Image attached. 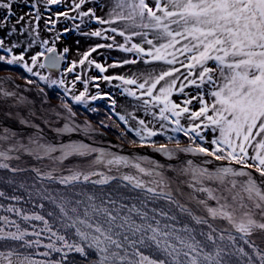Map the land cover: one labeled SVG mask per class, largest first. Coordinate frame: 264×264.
Wrapping results in <instances>:
<instances>
[{"label": "snow or ice", "instance_id": "6c2138e0", "mask_svg": "<svg viewBox=\"0 0 264 264\" xmlns=\"http://www.w3.org/2000/svg\"><path fill=\"white\" fill-rule=\"evenodd\" d=\"M14 6L29 10L17 16ZM96 7L100 0H0V63L35 78L25 84L41 99L38 113L31 87L0 77V101L16 109L5 115L32 129L0 127V264H264V0H112L105 16ZM69 32L107 43L77 50L81 58L53 78L43 70L66 62L71 50L56 45ZM100 49L127 58L99 62ZM138 64L148 71L106 75ZM101 82L133 111L117 113ZM40 83L63 90L59 106L44 107ZM69 99L90 113L106 100L109 119L125 125L121 139L132 133L133 144L169 159L202 156L207 166L188 160L173 179L155 159L96 146L99 127L118 125L78 121ZM46 129L87 141L55 143ZM157 136L175 147L157 146Z\"/></svg>", "mask_w": 264, "mask_h": 264}, {"label": "rangeland", "instance_id": "374dc122", "mask_svg": "<svg viewBox=\"0 0 264 264\" xmlns=\"http://www.w3.org/2000/svg\"><path fill=\"white\" fill-rule=\"evenodd\" d=\"M100 5H101V7H96V14L98 16H105L106 13L108 12V9L112 6V0H100ZM90 7H95V5H93V4L86 5V8H90ZM28 10L29 9L26 6H14V11H15L17 16L25 14L26 12H28ZM55 10H56V8L54 6L53 11H55ZM60 10H63V9H60ZM11 22L15 23V19L13 18ZM114 26L122 28L124 25L123 24H117ZM65 27H71V24L70 23H59V24H57V29L60 31H63V29ZM97 27H99V26L95 23H93L91 25V28L93 30L96 29ZM40 28H41L42 38H45V39L49 38L51 34L44 31L43 21H41ZM83 30L88 31L89 29L84 28ZM4 35H5L4 32H0V37H2ZM13 39H16V38H13ZM116 39L118 42H121V43L123 42L122 38L119 36H117ZM77 41H79V43H77ZM136 42H140V41L137 40ZM6 43H9V42L6 41ZM98 43H107V41H104V40L99 39V38L88 39V38H85V37L77 34L76 32H69L66 35L62 36L61 40L57 43L56 47L59 51H62L64 47H68L71 50L69 52V54L67 55L66 62H64V67H67V62H70L73 60H79L81 58L80 55L78 54L77 50H79V53H83L86 50H88L90 45H95ZM39 50H40V48L36 47L32 50V52L29 53V55H31L35 51H39ZM15 51H16V54H19L20 49H16ZM100 53H103V55H101ZM0 54H3V53H0ZM104 57H108L107 64H111L113 62V58H116L119 60H123V59L127 58L126 54H124L122 52L108 51L106 49H100L97 53H93V58H95L99 62H104ZM15 67H17V66L12 67L10 65L0 63V77H3V76L12 77L15 84L21 85L24 88L31 87V89L36 90V85L27 86L25 84V77L31 78V79H35V78L30 77L29 74H27L24 70L18 69ZM62 69L59 71H51L50 72L51 76L53 78H57L59 73L62 71ZM157 70H159V67H157ZM145 71H148V69H146L143 64H138L135 66L129 65L127 67L110 68L109 71L106 73V75L124 74L126 76H132L133 73H140V72H145ZM43 72L45 74H47L49 71H48V69H45V70H43ZM89 75L95 76V75H98V73L95 69H93L89 73ZM72 78H73L72 75L69 74L68 79L71 80ZM113 83H115V82H113ZM39 86L44 88L45 92L47 93L48 100L50 101V103H53L54 105H60L61 104L60 97L63 95L62 89H59L58 87H55V86H53L52 88H48L43 83H40ZM90 88H91V85H90ZM101 89L104 92L112 91L113 93H115V99L117 100V104L115 106V111L117 113L127 115L128 112L133 111L132 100L128 97L121 96L117 89L110 88L104 82H101ZM76 90L77 91L82 90V85L77 84ZM92 91L94 92L95 89H92ZM68 103L73 106V111H75L77 113V118H79L81 120H87V121L91 122L92 125L95 127H99L98 122L101 120H104L109 124L114 123V124L118 125L117 128L99 127V131H102L104 134L109 136L111 139H113L114 141H116L120 145L129 147V148H140L139 142H137L135 144L131 143L132 140L137 139L132 133H128L123 139L120 138L119 134H120V132L125 131V125L123 123H121L116 118L115 115H112L111 119H109L110 113L108 111V108H109L108 101L98 100V101L94 102V104L90 105V107L91 106L98 107L99 111L97 113H90L84 107L76 105L71 99L68 100ZM136 115H140V113H136ZM132 126L133 127L135 126L134 121L132 122ZM154 139L157 142V146L159 144H162V143L167 144L168 146H175L174 142L167 141L166 137H164V136H157ZM178 139L181 141V144H180L181 147H185L189 143L188 139L185 138L182 134L178 135ZM145 147H148V146H145ZM141 148H143V147H141ZM148 148H151V147H148ZM0 175L6 176L7 173H0ZM25 175L30 176L31 174L28 173ZM0 187H4V186L0 185ZM57 187H59V186H57ZM7 191L11 192V189H7ZM89 191H91V189H89ZM121 191H123V189H121Z\"/></svg>", "mask_w": 264, "mask_h": 264}, {"label": "water", "instance_id": "95a60500", "mask_svg": "<svg viewBox=\"0 0 264 264\" xmlns=\"http://www.w3.org/2000/svg\"><path fill=\"white\" fill-rule=\"evenodd\" d=\"M63 65V63H62ZM62 69V67H61ZM61 69H52V70H48V71H59ZM6 77V76H3ZM17 83V82H16ZM78 121H85V120H81L79 118H77ZM7 121L6 119H0V124H6ZM99 133H103L102 131H99ZM96 135V139H97V145L99 147H108L110 148V150L112 151H118L120 152V154L122 155H142V156H146L149 157L151 159H155L156 161H158L161 164H164L168 167H166L165 169V174L169 175V172L174 169L176 165L179 164H185L188 160H192L194 163L197 164H201L203 163L204 158L202 156H197V155H192V154H188V153H180L178 154L176 157L169 159L168 157L164 156L161 153H157L155 152L152 148H148V147H143V148H129L123 145H120L119 143H117L116 141H114L113 139H111L109 136H107L106 134L103 133V135H99V134H94ZM84 135L82 134H76V140H80L83 139ZM64 138V139H63ZM51 140H56V142H67L69 137L65 136V137H60V138H50ZM87 141V139H86ZM170 148L175 147V146H168ZM214 165L217 162H213ZM177 169V168H175ZM179 169V168H178Z\"/></svg>", "mask_w": 264, "mask_h": 264}, {"label": "bare ground", "instance_id": "6f19581e", "mask_svg": "<svg viewBox=\"0 0 264 264\" xmlns=\"http://www.w3.org/2000/svg\"><path fill=\"white\" fill-rule=\"evenodd\" d=\"M18 85V84H17ZM21 86V85H20ZM21 88H24L21 86ZM30 99H32L33 101H35V106H36V110L37 112L39 113V110H40V103H41V99L40 97L38 96L37 94V91L32 89L31 91H27L25 93ZM11 103V101H7V102H4V101H0V119H6L7 123L6 124H0V127H9L11 128L12 130L14 131H17L21 134V136H27L29 135L31 132H32V129H29L27 127H22L21 125H19L14 119H11L9 118L7 115H5L6 113H9V112H15L16 109L15 108H10L8 107V104ZM49 106H59V105H54L53 103H50V101L48 100V104H45L44 107H49ZM23 111V110H22ZM36 123H40L39 120L36 121ZM63 123V121H61V124ZM47 131V135H48V139L51 140L50 138L53 137L55 138V134H53L51 131ZM78 134H82V133H77ZM76 134H73L71 137H69V139H74L76 140V137H75ZM83 135V134H82ZM96 136V135H95ZM83 139H87L86 137H82ZM68 139V140H69ZM52 142H55V143H59V142H56V140H51ZM25 161L27 163H30V164H34L35 161L34 160H29V158L27 156L24 157ZM71 162H74L71 161ZM201 166H207L205 165L204 163H201L200 164ZM186 166L185 164H179V165H176L174 166L175 168H181V167H184ZM174 168V169H175ZM173 170V169H172ZM170 171L169 172V177H172L173 179H175V176L176 174L173 172V171ZM183 179V178H182ZM185 192L189 191V189L187 187H184L183 189ZM214 203V202H212Z\"/></svg>", "mask_w": 264, "mask_h": 264}, {"label": "trees", "instance_id": "16d2710c", "mask_svg": "<svg viewBox=\"0 0 264 264\" xmlns=\"http://www.w3.org/2000/svg\"><path fill=\"white\" fill-rule=\"evenodd\" d=\"M12 67H13V66H12ZM15 68L22 69V68H20V67H18V66H17V67H15ZM22 70H23V69H22Z\"/></svg>", "mask_w": 264, "mask_h": 264}, {"label": "flooded vegetation", "instance_id": "af4514ba", "mask_svg": "<svg viewBox=\"0 0 264 264\" xmlns=\"http://www.w3.org/2000/svg\"><path fill=\"white\" fill-rule=\"evenodd\" d=\"M64 67V63H63V65H62V68Z\"/></svg>", "mask_w": 264, "mask_h": 264}]
</instances>
